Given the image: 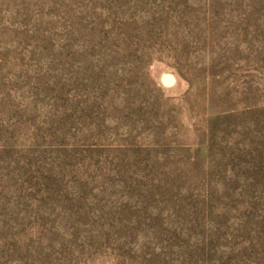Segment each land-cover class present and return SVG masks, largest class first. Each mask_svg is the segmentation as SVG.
Masks as SVG:
<instances>
[{
    "label": "rangeland",
    "instance_id": "1",
    "mask_svg": "<svg viewBox=\"0 0 264 264\" xmlns=\"http://www.w3.org/2000/svg\"><path fill=\"white\" fill-rule=\"evenodd\" d=\"M0 264H264V0H0Z\"/></svg>",
    "mask_w": 264,
    "mask_h": 264
}]
</instances>
